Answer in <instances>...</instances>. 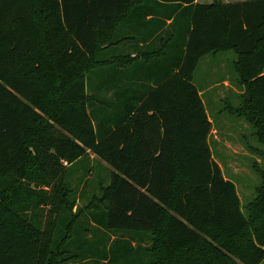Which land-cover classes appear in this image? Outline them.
Listing matches in <instances>:
<instances>
[{"label":"trees","instance_id":"16d2710c","mask_svg":"<svg viewBox=\"0 0 264 264\" xmlns=\"http://www.w3.org/2000/svg\"><path fill=\"white\" fill-rule=\"evenodd\" d=\"M147 2L163 7L156 16L172 19L167 35L178 32L176 70L97 129L85 97L88 60L100 35L104 47L122 41L115 28L127 5V17L138 7L153 16ZM228 51L264 130V0H0V264L64 260L58 255L68 252L66 243L55 234L67 228L72 236L76 213L50 178L59 162L74 163L86 151L110 167V183L79 214L90 212L110 230L148 234L142 264H259L264 185L254 202L260 221L251 225L212 157L211 123L193 82L204 55ZM127 58L108 62L124 59L125 66ZM122 245L111 253L127 252Z\"/></svg>","mask_w":264,"mask_h":264},{"label":"rangeland","instance_id":"374dc122","mask_svg":"<svg viewBox=\"0 0 264 264\" xmlns=\"http://www.w3.org/2000/svg\"><path fill=\"white\" fill-rule=\"evenodd\" d=\"M147 3L154 7L153 17H156L157 11L161 12L163 9L158 5L154 6L153 2ZM129 8L130 5H127L119 24L116 25V39H121L122 33L119 31L130 20L127 17ZM169 29L170 27L165 29L160 38L166 37ZM103 37L99 36L101 43L96 54L87 63V67L93 68L85 73V97L88 98V111L97 129L100 127L99 120L110 121L116 111L124 106L123 91L110 87L112 80L123 71L124 59H114L119 63L117 65L113 61L108 62L112 57L119 56L116 55L117 52L124 51L113 48L109 52H103L106 49ZM235 58L232 51L207 54L199 60L193 73V82L203 91L202 98L211 123L208 141L212 157L223 176L234 183L241 211L252 221L251 225H256L260 217L257 220L255 216L254 202L258 191L264 185V130L259 128L261 121L255 117L247 101L246 82L241 81V76L233 67ZM44 71L40 67L36 76L43 78ZM55 84L58 93L63 88V83L58 80ZM45 118L44 115L43 119ZM71 137L79 142V128L72 130ZM86 153L74 163L59 162L56 174L50 178L51 183L56 181L61 184V192L64 191L66 195L64 200L72 203V213H76L77 219L72 226V236L67 235V228L55 234L57 241L64 240L68 250L58 255L64 257L58 264H142L147 258L145 247L149 245L148 234L137 235L130 231L110 230L94 222L90 212L83 211L79 214V207L86 205L93 194L99 196L102 187L110 183V167L92 152ZM27 167L25 165L19 171H26ZM18 177L19 180L26 181L25 177ZM43 188L51 194V185ZM50 207L49 202L44 206L45 211ZM112 245H122L128 250L113 255L110 250ZM153 256L158 261L162 259L156 252H153ZM259 264H264V259Z\"/></svg>","mask_w":264,"mask_h":264},{"label":"crops","instance_id":"0c3cea01","mask_svg":"<svg viewBox=\"0 0 264 264\" xmlns=\"http://www.w3.org/2000/svg\"><path fill=\"white\" fill-rule=\"evenodd\" d=\"M171 23L172 19L153 17L145 9L138 7L132 11L129 22L119 31L122 33V41L106 47L103 51L109 52L113 48L118 51L120 48L124 52H117L116 55L129 57L123 71L110 85L111 88L123 91L124 106L119 110L124 109L126 113V107L135 103L138 97L162 79L165 72L172 68L176 70L175 64L181 54L176 39L178 32L160 38ZM198 91L202 98L203 91L199 88Z\"/></svg>","mask_w":264,"mask_h":264}]
</instances>
